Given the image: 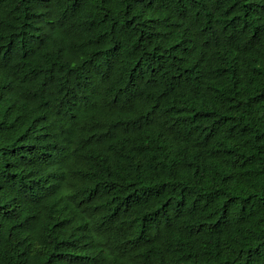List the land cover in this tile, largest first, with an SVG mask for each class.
Returning <instances> with one entry per match:
<instances>
[{"label":"trees","instance_id":"obj_1","mask_svg":"<svg viewBox=\"0 0 264 264\" xmlns=\"http://www.w3.org/2000/svg\"><path fill=\"white\" fill-rule=\"evenodd\" d=\"M0 264H264V0H0Z\"/></svg>","mask_w":264,"mask_h":264}]
</instances>
